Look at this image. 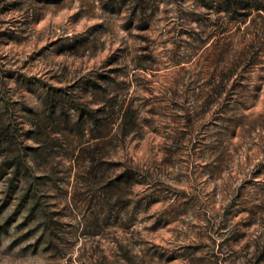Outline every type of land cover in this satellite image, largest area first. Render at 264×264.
<instances>
[{
	"label": "rangeland",
	"instance_id": "374dc122",
	"mask_svg": "<svg viewBox=\"0 0 264 264\" xmlns=\"http://www.w3.org/2000/svg\"><path fill=\"white\" fill-rule=\"evenodd\" d=\"M236 15L0 0V264H264V11Z\"/></svg>",
	"mask_w": 264,
	"mask_h": 264
},
{
	"label": "trees",
	"instance_id": "16d2710c",
	"mask_svg": "<svg viewBox=\"0 0 264 264\" xmlns=\"http://www.w3.org/2000/svg\"><path fill=\"white\" fill-rule=\"evenodd\" d=\"M218 6L221 10H223L226 14H228V18L229 21H244L246 20L245 17H240L239 15L237 16L236 13L239 11H245L247 12V10L251 9V8H255L257 10H261L264 11V0H217ZM101 109H98L97 111H99ZM94 113L95 111L93 110H89V117L87 119V123L88 126H90V128H97L98 125V121L95 119L94 117ZM124 116V114H123ZM5 131L0 130V137L5 135ZM103 136H99L96 138H101ZM99 141V140H98ZM97 145V144H96ZM20 160V156H15L13 161L14 164L16 165V167L18 168V162ZM6 163V162H5ZM4 163V164H5ZM4 164L0 165V172L1 174H3L4 172ZM8 188L11 189H15V184L13 181V178H9V184H8ZM259 256L261 258H264V249L260 251Z\"/></svg>",
	"mask_w": 264,
	"mask_h": 264
}]
</instances>
